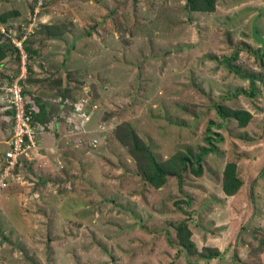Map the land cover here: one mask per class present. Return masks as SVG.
Returning <instances> with one entry per match:
<instances>
[{"label": "rangeland", "instance_id": "374dc122", "mask_svg": "<svg viewBox=\"0 0 264 264\" xmlns=\"http://www.w3.org/2000/svg\"><path fill=\"white\" fill-rule=\"evenodd\" d=\"M47 1V16H36V26L65 23L70 31L42 49L31 63L33 78L76 71V81L65 86L86 101L90 90L100 100L83 108L92 119L83 120L81 136L71 137L85 144L69 148L65 170L49 177L50 190H41L40 176L23 182L13 174L0 189V264L248 260L264 239V81L251 85L226 59L238 52L234 65L264 79L253 54L264 59V0H220L211 14L190 12L186 0ZM32 3L0 0V15L19 12L6 26L25 24ZM10 70L6 65L0 73ZM28 90L60 100L47 87ZM217 104L250 111V126L241 130L226 122L215 112ZM207 119L216 122L211 134L219 150L205 157L204 175H184L182 183L174 178L161 189L145 183L127 148L109 137L129 122L166 160L180 150L197 154L210 147ZM57 143L51 145L59 152ZM232 161L244 185L228 197L221 180ZM183 222L200 251L217 248L220 258L203 261L180 251L176 228Z\"/></svg>", "mask_w": 264, "mask_h": 264}, {"label": "trees", "instance_id": "16d2710c", "mask_svg": "<svg viewBox=\"0 0 264 264\" xmlns=\"http://www.w3.org/2000/svg\"><path fill=\"white\" fill-rule=\"evenodd\" d=\"M186 2L187 8L192 13L211 14L216 12L220 0H186ZM47 6V0H33L32 5L30 6V18L25 24H22L16 30L6 26V24L10 18L19 16L18 11H11L0 15V27L5 29V32L0 30V68L2 69L6 65H9L11 69V73L8 71H2L0 73V88L13 85L21 73V54L19 49L15 46L13 40H21L26 35V28L34 17L39 15H42L40 16L41 18L47 16L44 12L47 10ZM37 9L39 10L38 13H36ZM68 31L70 30L67 29L65 23L62 25H53L52 22H39L35 27L34 32L30 34L24 42V48L28 56V73L27 78L23 81L22 92L24 102L26 104V113L31 117V123L36 133L37 143H39L40 138L44 140L43 135L46 129H50V131L46 134V138L50 136H54L55 138V134H59L61 137H64V140L60 143L62 146L60 151H66L69 148L71 149V147H75L80 143L83 145L84 143V138L80 137V141L78 142L74 141L71 137L81 136V131L79 133H73L75 131L76 124L80 121V119L74 115L75 108L83 107L85 105L90 107V104L94 106V103L96 102L94 99L100 100V96L98 95L97 98H94L93 92L91 93L90 90L89 93L87 92L88 102L85 104L83 103L84 98L81 96L78 97L77 89L74 91L72 90L73 88L68 87V85L65 86L64 83L66 82L70 84L71 82L76 81V79H74V73L76 71H70L67 73L65 78L63 75L60 77L58 71L55 70H51V72L54 73L48 78H42L41 80L33 78L34 71L31 67V63L40 55L42 49L48 46L52 39H58V37H61ZM35 44H38V47H36ZM253 54L257 56V59L260 60V64L264 67L263 57L260 56L259 53L253 52ZM238 57L239 54L236 52L232 55V58L226 59V63L230 65L231 68L235 69L234 72L236 75H239L244 79L245 77L249 78L251 80V85H255L256 79H261V82L264 81L262 73L252 71L243 72L239 67H236L234 64ZM33 84L39 85L41 90H44V88L47 87L49 91H56L59 96L58 98H60L59 102L55 104L52 100H46L41 96H35L33 92L28 90L29 85ZM252 94H254V92H252ZM7 105L8 106H6V108H9L7 114L11 117V121L8 123L5 122L4 126L9 125L11 129L10 139L12 137L13 127L15 124V110L12 108L9 101L7 102ZM195 108H197V106ZM214 110L220 118L224 119L226 122L234 123V125L241 130L247 129L254 118L253 114L244 108H232L225 104H217ZM196 113L197 112H193L195 118L201 117ZM105 116L108 118V113ZM91 119L92 116H90L89 121H91ZM207 120L209 121V124L206 130L207 136L205 137V142H207V145L209 144L210 147L201 148V151L197 154H195L192 149H188L186 151L180 150L166 160L160 159L154 153L151 141L147 140V138H143L136 128L129 122H123L116 126V128L110 131L109 137L110 139L112 136L117 137L116 140L118 143L127 148L132 162L136 165L138 174L142 177V180L154 189H161L174 178H176L179 183H182L184 175L192 174L199 178L204 175L205 157L209 153H216L217 150H219L216 145L218 139L211 134L212 126H214L216 122L213 119ZM176 123L179 124L178 119L176 120ZM216 136L220 137L221 135L217 134ZM9 148V145L7 144L6 151H8ZM5 153L3 157H0V169L2 170V173L4 172L6 164ZM53 160H55L53 161L55 165L59 166L61 170H65L67 165L66 163L58 161V158ZM21 162H25V165L29 169L27 173L29 176H32L33 179L40 176L37 181L40 182L41 190L45 189V191H43L44 193L51 189L49 186V177L58 170H39V162L34 163L28 161L27 158H20L18 166L14 172L17 171ZM221 184L223 192L228 197H233L239 192L244 183L239 176L237 162L232 161L226 164ZM192 236V231L186 223L183 222L176 228V237L180 251L186 252L189 256L198 257L203 261L220 258L222 252L217 248H204L203 251H200L196 243L193 241ZM92 244L93 242H91L90 246H92ZM263 254L264 239H261L259 246L251 250L248 260L237 258L236 262L238 264H264L261 260Z\"/></svg>", "mask_w": 264, "mask_h": 264}, {"label": "built area", "instance_id": "2783aa9c", "mask_svg": "<svg viewBox=\"0 0 264 264\" xmlns=\"http://www.w3.org/2000/svg\"><path fill=\"white\" fill-rule=\"evenodd\" d=\"M38 13V11L36 12ZM36 17L32 19L28 27L26 28V35L21 39H14L15 46L19 49L21 54V73L16 79L15 83L11 86L0 88V102L10 103L15 110V124L13 127L12 137L7 141L9 150L5 153V168L0 178V189H4L8 186L7 179L14 172L18 166L20 158L30 159L31 150L36 148L38 143L36 140V133L31 123V117L26 113V104L23 98V81L27 78V64L28 56L24 48V42L27 37L34 32L36 27ZM2 32H5L3 27H0ZM22 82V84H21ZM86 99H83V103H87ZM87 106V105H85ZM83 107H76L74 115L80 119L76 124L75 133H79L82 130L83 120H89V113L83 109ZM75 123V122H74Z\"/></svg>", "mask_w": 264, "mask_h": 264}, {"label": "crops", "instance_id": "0c3cea01", "mask_svg": "<svg viewBox=\"0 0 264 264\" xmlns=\"http://www.w3.org/2000/svg\"><path fill=\"white\" fill-rule=\"evenodd\" d=\"M6 106H8L7 103L2 100L0 102V157L4 156V153L7 150V141L11 135V129L9 125L4 126L5 122L8 123L11 121V117L7 114V111H9V108H6ZM50 137L45 138V140H42L40 138L37 147L31 150L30 159H27V160L34 162V163L39 162L40 163L39 170H58L60 171L61 170L60 167L55 165V163L53 162L55 160L53 159L58 158V161L60 162L63 161L66 163V161L70 158V155H71L69 153L70 150L68 149L66 151L64 150V151L58 152L59 150L58 147L52 146L51 144L53 142L62 143V141L64 140V137H61L59 134H55V138L54 136H52L54 141H51ZM45 141H46V144L44 143ZM28 170L29 169L25 165V162H21V164L19 165L17 169L18 172L17 171L14 172L13 175L18 177L21 181L26 182L25 180L28 181V180H31L32 178V176L28 175L27 173ZM58 171L56 172V174L59 173ZM36 185H39V183H37Z\"/></svg>", "mask_w": 264, "mask_h": 264}, {"label": "clouds", "instance_id": "9594fccd", "mask_svg": "<svg viewBox=\"0 0 264 264\" xmlns=\"http://www.w3.org/2000/svg\"><path fill=\"white\" fill-rule=\"evenodd\" d=\"M15 170H16V169H15ZM15 170H14V171H15ZM13 173H14V172H13ZM13 173H12V174H13Z\"/></svg>", "mask_w": 264, "mask_h": 264}, {"label": "bare ground", "instance_id": "6f19581e", "mask_svg": "<svg viewBox=\"0 0 264 264\" xmlns=\"http://www.w3.org/2000/svg\"><path fill=\"white\" fill-rule=\"evenodd\" d=\"M12 124V123H11ZM13 125V124H12Z\"/></svg>", "mask_w": 264, "mask_h": 264}, {"label": "water", "instance_id": "95a60500", "mask_svg": "<svg viewBox=\"0 0 264 264\" xmlns=\"http://www.w3.org/2000/svg\"><path fill=\"white\" fill-rule=\"evenodd\" d=\"M21 84H22V82H21Z\"/></svg>", "mask_w": 264, "mask_h": 264}]
</instances>
